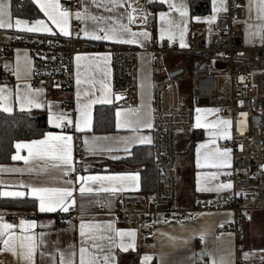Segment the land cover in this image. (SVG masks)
Returning a JSON list of instances; mask_svg holds the SVG:
<instances>
[{"label":"crops","instance_id":"0c3cea01","mask_svg":"<svg viewBox=\"0 0 264 264\" xmlns=\"http://www.w3.org/2000/svg\"><path fill=\"white\" fill-rule=\"evenodd\" d=\"M31 3L38 13L37 17H23L15 16L13 14V0H4L5 3L10 5V12L13 21L15 19H21L29 21L30 24L34 23L37 19H42L47 22V18L44 13L40 11L34 0H25ZM62 0H60V3ZM152 5L157 2L158 15V27H159V41L161 44H168L176 48L181 47L180 44V31L173 29L175 33V39L169 40L167 34L164 39L160 38L161 21L159 19L160 12H168V5L161 4L160 0H151ZM180 3V0H175ZM188 6L189 16V0H183ZM82 4L88 5V12L93 15L103 16H114L120 18L125 15V10L120 8L112 13L105 12L103 8H96L92 5L91 0H82ZM212 5V0H211ZM228 6V0H226ZM248 10V19L257 21L261 32L264 31V12L260 10V0H247L245 5ZM82 10V8H81ZM224 11L216 14V19L211 23H206L207 18L214 15L212 13L207 16L201 17V20H190L188 23V30L184 34V44L186 47L189 45L191 37L195 33H208L212 38L217 36V32L214 30V24L220 14ZM176 23L180 22L178 13L172 14ZM195 24H205L203 29H198ZM71 31L73 32L72 38H66L59 34L58 29L54 28L57 33L56 36L60 39L71 40L75 37V33L81 31L84 28L83 21H77L74 17L70 21ZM78 26V28H77ZM88 28L91 30L95 25L93 22L88 21ZM103 26V24H101ZM133 31H146L144 29H134ZM82 34V33H81ZM41 35H51L44 32L29 33L13 29H0V44H9L15 38L26 39L29 41ZM246 37V35H245ZM261 35H250L247 37L248 44H256L260 41ZM140 43L138 44H126L132 45L140 49L139 53V70L137 72V104L135 106L122 105V100L126 97L124 92L115 91L112 88V64L111 60L107 64L106 72L102 73L95 70V60L82 61L81 62V79H94L95 86L92 87L88 84L81 83L79 86L76 84V61H75V85L73 89H62L55 85L47 82H42L38 87H34L32 84L33 75V61L29 52L22 48H15L5 50L0 53V86H7L8 89L12 90L15 94L17 86L21 92L26 90V86L30 85L31 89H40L39 101L44 105L42 108H25L21 110L18 102H14L11 107V112H5L12 114L15 112H27L30 114L41 113L46 114L47 124L49 131L59 132L52 124L49 123V108L51 104L52 113H66L75 122L79 120L78 102H77V91L79 89L80 104L87 103L90 99H101L107 94V96L113 100L111 104H100L96 103L91 108V119L92 125L91 130L85 132H78L75 130L74 125L64 129V132L73 137V159L77 172L68 177L59 176L57 173L50 172L45 174L38 171H29V168L39 169L42 161L30 160L27 164L24 160H14L12 157L17 154L15 145L17 143H27L32 140L43 139L44 135L40 138L31 140H18L14 143V150L11 155V159L8 161L0 162V191H29L22 185H39L43 184L46 186H63L61 181L65 179H76V175H116L126 173H139L140 181L139 188L133 189L131 182H127L123 185L125 190L117 193H90L81 196L79 191L74 193L76 204L69 213H63L57 211L55 213H41L39 212V202L34 197L25 196L19 197H4L0 196V215L4 214H27L30 212L37 213V217L32 219L37 222V227L33 230L36 234L40 232L46 233V247L41 249L46 255L41 257L39 253L36 256V264H52L48 259L47 253L54 250L55 246H59L62 249H67L69 245H76L79 248L80 236H79V223L80 218L83 217L85 222L106 225L109 221L113 222L116 229L124 230H135L134 247H129L127 251H123L120 247L115 246L120 243V238L116 236L115 245H106V251L110 249L111 258L113 264H144V257L150 256L152 259L149 264H197L200 260L198 252L203 250L204 253H212V256L205 255L203 259L207 264H211L213 257L217 260V264L223 261V264H262L264 257H257L253 251L262 249L264 251V244L255 246L252 243L254 225L264 226V211H254L250 221L243 220L241 223L242 237L239 241L236 240L232 233L223 235L220 238L214 236L215 228L222 223L230 222L234 218V214L229 209L222 210H201L194 213L191 217H186L181 220L167 222L162 216H158L154 220H147L139 225L132 226L118 218L115 208V198L125 196L127 194L145 192L142 190V168L146 158H155L153 149V126L151 129L142 128L137 133H132L127 129L116 128V111L128 112L129 110H139L142 113L144 120L150 121L153 125L154 112H153V91L154 86L158 80L154 73V56L149 50L151 46L150 37L145 39L144 37H138ZM88 40V39H87ZM93 41V40H88ZM108 42V41H105ZM112 43V42H110ZM143 45L141 47L140 45ZM102 53V52H96ZM96 53H84V54H96ZM186 54L181 52L168 53L165 57V63L170 69L171 73L177 70H183L181 74L175 76L178 82V89L180 94L179 104L183 106L191 105L190 102V80L188 88V98L186 99L183 95L182 88H185L186 76L184 72L187 70L182 65L183 60L181 59L175 68H171L167 60L171 55ZM170 55V56H169ZM190 57H194L191 54H187ZM17 56H19V80L16 76L17 71ZM193 66V74L196 69V65L199 60L191 59ZM190 61V62H191ZM5 65H8V69H5ZM9 74L10 77H7ZM88 91L89 96H85L84 92ZM122 97L119 100L115 99V96ZM98 106H112L114 107L115 117V130L111 132H96L95 128V115L96 108ZM67 107L68 110L66 109ZM217 109L212 106H203L196 109ZM219 109V108H218ZM3 111L2 109H0ZM220 110V109H219ZM221 111V110H220ZM4 112V111H3ZM213 112H200L201 123L209 125L214 121L218 120L217 115ZM222 113V112H221ZM197 112L195 110V121L193 130H179L175 134V153L176 163L174 166V174L177 181V190L179 196V205L183 208L191 209L196 202L202 199H213L221 200V198L231 192V189H221L219 191H199L200 187H208L215 189L218 184L228 183L231 181V170L233 166V154L230 139L219 138L216 140V144L212 145L208 143L212 137L209 135L211 131L208 127L197 128L196 125ZM222 119V118H221ZM224 119V118H223ZM133 135L148 136L151 138V144H139L131 148V154L124 151L125 143L122 138L131 137ZM195 136L199 138L193 143ZM231 136V127H230ZM85 137L88 139V144H85ZM99 137L100 139H93ZM107 137V139H104ZM201 144H207L206 149H200L201 160L203 161V155L205 152H214L216 147L221 150L227 148L231 149L230 152V167H224L220 169L209 168V167H198L197 160V148ZM85 153V157L81 162L82 169L79 170L76 161V155ZM22 156H27V149H21L19 152ZM118 157V158H114ZM154 164V160H153ZM8 169H23L21 172L8 171ZM86 169V171H85ZM211 173H216V179H212ZM55 177V178H53ZM154 180V179H153ZM154 182V181H153ZM232 183V181H231ZM150 192V191H149ZM109 205L108 209L103 208V204ZM76 212L75 219H69L68 215L72 212ZM18 224V223H16ZM43 225V227H41ZM264 228V227H263ZM204 231L207 233L205 240L200 239V233ZM112 235H115L112 233ZM174 238V239H173ZM130 242L129 237L124 238V244L127 245ZM0 264H23V261L14 255L11 251L3 249L0 245Z\"/></svg>","mask_w":264,"mask_h":264},{"label":"built area","instance_id":"2783aa9c","mask_svg":"<svg viewBox=\"0 0 264 264\" xmlns=\"http://www.w3.org/2000/svg\"><path fill=\"white\" fill-rule=\"evenodd\" d=\"M133 2L138 9L149 14L146 21L137 20L132 27L150 33L149 50L154 56V73L158 78L153 91L154 184L150 192L116 197V214L123 222L136 226L158 216L173 222L201 210L229 209L234 214L233 220L219 224L214 236L220 238L232 233L239 241L243 233L242 221H250L254 211L264 210V188L254 185L255 175H264V34L258 43L248 44L245 41L247 7L240 0H228L227 11L220 14L214 24L215 38L208 33H195L187 47L176 48L160 43L158 15L152 2ZM61 4L69 7L68 0H62ZM81 5L82 0H71L73 12L81 9ZM15 48L27 50L32 58L34 87L47 82L67 90L75 85L77 53H111L112 88L126 94L122 105L137 104L140 49L132 45L75 37L62 40L56 35H41L32 41L15 38L9 44H0V53ZM177 51L200 57L190 80L189 106L179 104L177 78L171 76L165 63L166 55ZM220 73L226 74L231 83L226 101L219 97L217 76ZM6 76L10 77L9 74ZM203 106L219 108L223 118L232 121L233 166L230 177L233 187L221 200L202 199L189 209L179 205L174 174L175 134L179 130H193L195 110ZM85 155H76L79 170ZM103 208L106 210L109 205L105 203ZM2 217L6 222L16 224L21 220L35 219L37 213L4 214ZM75 217V211L68 215L72 220Z\"/></svg>","mask_w":264,"mask_h":264},{"label":"snow or ice","instance_id":"6c2138e0","mask_svg":"<svg viewBox=\"0 0 264 264\" xmlns=\"http://www.w3.org/2000/svg\"><path fill=\"white\" fill-rule=\"evenodd\" d=\"M40 11L44 13L47 22L42 19L35 20L31 23L26 20L15 19L13 21L10 12V5L0 0V29H17L23 32L39 33L44 32L51 35H56L54 31L58 29L59 34L66 38H72L73 32L71 31L70 21L74 17L77 21L84 22V28L80 32L75 33V38L88 39L93 41H108L117 44H138L140 43L138 37L148 39L150 33L147 31H133V25L137 20L146 21L149 15L138 9L133 0H91L92 5L96 8H103L105 12L112 13L115 10L123 8L125 15L117 18L114 16H97L88 12V5L82 4L81 9L75 12L71 9V0H68L69 7H64L60 0H34ZM151 2V0H149ZM161 4L168 5V12H160L159 19L161 21L160 38L164 39L167 34L169 40L175 39L173 29L180 31V44L181 47H186L184 44V34L188 30V23L190 20L199 22L201 17H190L188 6L180 0V3L175 0H160ZM212 9L214 15L206 19V22L211 24L216 19V14L221 11H227L226 0H212ZM260 10L264 12V0H260ZM178 13L180 22L176 23L172 14ZM264 19V17H259ZM88 21L93 22L95 27L91 30L88 28ZM103 24V26H101ZM82 33V35H81ZM143 47V45H140ZM111 53H96V54H81L75 55L76 61V84L79 86L81 83L88 84L92 87L95 86V80L81 79V62L95 60V70L107 74L105 71L107 64L110 62ZM8 69V65H5ZM17 79L19 80V56H17ZM40 89H31V86H26V90L21 92L17 86L15 94L7 86H0V109L4 112H11L13 109L11 105L18 102L21 110L27 108H42L44 105L39 101ZM80 91H77V102L79 120L73 121L66 113H52L51 104L49 108V123L52 124L59 132L49 131L44 134L43 139L32 140L27 143H17L15 145L17 154L12 158L14 160H24L27 164L30 160H39L43 163L39 169L29 168V171H38L45 174L57 173L59 176L68 177L77 172L75 162L73 159V137L64 132L65 128L69 126L75 127L78 132H85L91 130V108L94 104H111L113 100L107 94L101 99H90L87 103L80 104ZM84 95L89 96V92L85 91ZM120 96H115L116 100L121 99ZM203 111L196 109V127H208L211 129L209 135L212 139L208 142L212 145L216 144L219 138L230 139L231 120L218 119L209 125L201 123L199 113ZM218 112L219 109L210 110ZM116 128L127 129L132 133H137L142 128H152L150 121L142 118V113L139 110H129L122 112L117 110L116 113ZM93 139H100L94 137ZM104 139H107L105 137ZM125 147L124 151L131 154V148L139 144H151L152 140L148 136L133 135L131 137L122 138ZM85 144H88V139L85 137ZM207 144H201L197 148V166L204 168H224L230 167V152L231 149L221 150L219 147L215 148L214 152H205L203 161L201 160L200 149H206ZM21 149H27V156L19 154ZM118 158V157H114ZM4 169H0L3 171ZM8 171L21 172L23 169H8ZM86 171V169H85ZM212 179H216V173H211ZM55 178V177H53ZM140 176L139 173H126L116 175H76V179H65L61 183L63 186H46L39 185H22L29 191H0V196L4 197H19L25 196L34 197L39 202V212L41 213H55L57 211L69 213L76 204L74 193L79 191L81 196L90 193H117L125 190L123 185L131 182L133 189L139 188ZM233 187L231 181L228 183H221L215 189L208 187H200L199 191H219L221 189H231ZM237 195H242L238 193ZM37 227V222L34 220H21L18 224L8 223L3 220L0 215V245L4 250L11 251L17 255L23 264H36V256L39 253L44 257L46 253L41 251L46 245V233L40 232L36 234L33 230ZM43 227V225H41ZM222 227V225H221ZM114 233L115 235H112ZM135 230L116 229L113 222L109 221L106 225L94 224L85 222L83 217L80 218L79 223V236L80 243L77 249L76 245H69L67 249H62L58 245L54 247L53 251L47 253L48 259L52 264H113L110 249L106 251V245H115L116 236L120 238L118 246L123 251H127L129 247H134ZM200 239L205 240L207 233L202 231ZM130 238V242L125 245L124 238ZM174 239V238H173ZM212 256V253H204ZM152 259L150 256L144 257V264H149ZM211 264H217L215 257L212 258ZM223 264V261H220Z\"/></svg>","mask_w":264,"mask_h":264},{"label":"trees","instance_id":"16d2710c","mask_svg":"<svg viewBox=\"0 0 264 264\" xmlns=\"http://www.w3.org/2000/svg\"><path fill=\"white\" fill-rule=\"evenodd\" d=\"M157 2L153 5L157 8ZM191 17L207 16L212 13L211 0H189ZM13 14L23 17H37L36 8L25 0H13ZM50 130L46 114H30L15 112L7 114L0 110V162L8 161L18 140H31L42 137ZM96 132H111L115 130L114 107L98 106L95 115ZM199 138L195 136L193 143ZM153 160L146 158L142 168V190L149 192L153 189ZM197 264H207L202 259ZM264 264V261L262 262Z\"/></svg>","mask_w":264,"mask_h":264},{"label":"rangeland","instance_id":"374dc122","mask_svg":"<svg viewBox=\"0 0 264 264\" xmlns=\"http://www.w3.org/2000/svg\"><path fill=\"white\" fill-rule=\"evenodd\" d=\"M240 2L243 5H247V0H240ZM206 23L207 22L205 21V24ZM205 24H201L198 26L195 24V27L198 29H203L205 27ZM260 27H262V23L260 26L259 24H257V21H254L253 19H250V18L247 19V21L245 22V35H246L245 41L248 42L247 37H249L250 35H254V36L261 35V34L263 35L264 31L262 33L260 30L261 29ZM187 54L188 53L171 55V56L169 55L170 57L167 60V63L171 68H175L177 66V64L179 63V61L181 59L183 60L182 65L185 66L187 70L184 72V75L186 76V80H185L186 85H185L184 89L182 88V92H183V95L186 99L188 98V94H189V92H188L189 80H190V77L193 75V66L191 65V63H192L191 59L200 60V57H198V56L193 55L194 57H190V55L188 56ZM217 82H218L219 97L223 101H226L229 98L230 92H231V90H230V88H231L230 79L226 74L220 73L217 76ZM201 110H203L201 112H210V113L213 112V111H210V110H212L211 108L210 109H201ZM215 113L217 115V118L219 117V119H221V118L223 119V115H222L220 110L218 112H215ZM254 185L261 187V188H264V175H259V174L255 175ZM254 227H255L254 228L255 231L253 232V238H252L251 245H253V244L255 246L263 245L264 244V228H263L264 226L254 225ZM253 252L256 254V256L258 258L264 257V251L262 249H257L256 251H253Z\"/></svg>","mask_w":264,"mask_h":264},{"label":"water","instance_id":"95a60500","mask_svg":"<svg viewBox=\"0 0 264 264\" xmlns=\"http://www.w3.org/2000/svg\"><path fill=\"white\" fill-rule=\"evenodd\" d=\"M182 72H183V70H177V71H174V72L171 73V76H173V77L178 76V75L181 74ZM198 254H199L200 260H202L203 257L206 255V254H204L203 250H200V251L198 252Z\"/></svg>","mask_w":264,"mask_h":264}]
</instances>
